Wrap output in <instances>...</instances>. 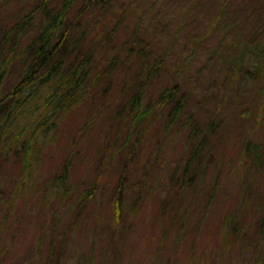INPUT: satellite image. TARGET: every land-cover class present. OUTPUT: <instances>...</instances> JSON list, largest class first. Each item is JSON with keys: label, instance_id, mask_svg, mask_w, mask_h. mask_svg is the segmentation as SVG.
Wrapping results in <instances>:
<instances>
[{"label": "rangeland", "instance_id": "obj_1", "mask_svg": "<svg viewBox=\"0 0 264 264\" xmlns=\"http://www.w3.org/2000/svg\"><path fill=\"white\" fill-rule=\"evenodd\" d=\"M62 1L0 0V39L28 22L0 96L20 80L23 48L40 31L44 10ZM89 1L76 0L68 16ZM92 5L82 17L93 39L118 21L119 61L102 78L100 50L87 101L39 143L28 168L1 150L0 264H264V80L229 79L224 31L214 21L225 5L239 33L264 38V0ZM138 51L165 56L144 95L154 103L160 89L176 85L184 105L177 124L168 125L173 102L130 124L123 105L136 90L134 76L148 67Z\"/></svg>", "mask_w": 264, "mask_h": 264}, {"label": "trees", "instance_id": "obj_2", "mask_svg": "<svg viewBox=\"0 0 264 264\" xmlns=\"http://www.w3.org/2000/svg\"><path fill=\"white\" fill-rule=\"evenodd\" d=\"M75 1L63 0L55 10H44L40 31L23 48L27 64L20 80L5 95L0 96V142L3 145L0 152L6 150L5 156L15 152L23 158L27 168L39 143L53 139L52 134L62 122L63 116L87 101L89 84L94 80V67L100 50L105 49L106 58L98 74L102 78L104 74L109 75L106 76L109 78L119 61L113 46V34L118 21L112 28L101 26V37L93 39L88 32V22H84L82 15L96 7L92 5L94 0L89 1L83 11L69 17L68 13ZM232 19L225 5L220 6L214 17L215 24L224 31L220 48L227 61L229 79L240 78L241 81L246 76L264 80V38L239 33V24ZM27 24L25 19L21 20L8 28L0 39V85L19 55L12 54ZM140 53L139 56H142ZM143 54L145 56L142 57L141 65L148 64V67L145 76L138 72L133 78V83H137L133 85L136 90L126 98L123 105L128 110L127 117L132 126H137L152 115L154 108L173 102L168 112V125L173 126L180 120L184 107L183 102L176 99L177 86L160 89L154 103L144 95L148 81L165 63V56L151 59L146 53ZM203 144L204 138L194 148V158L203 153ZM62 175L65 177L66 171ZM191 179L192 175H189ZM185 183L184 176L177 181L180 187H184Z\"/></svg>", "mask_w": 264, "mask_h": 264}]
</instances>
